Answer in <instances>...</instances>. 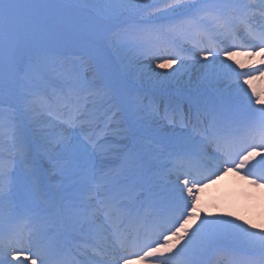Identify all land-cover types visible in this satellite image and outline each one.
Listing matches in <instances>:
<instances>
[{"label": "snow or ice", "instance_id": "snow-or-ice-1", "mask_svg": "<svg viewBox=\"0 0 264 264\" xmlns=\"http://www.w3.org/2000/svg\"><path fill=\"white\" fill-rule=\"evenodd\" d=\"M81 7L93 12L87 22V32L96 46L133 48L141 56L163 60L157 65L161 69L177 63L183 65L187 55L202 56L209 76L230 73L238 81L241 75L250 73H237L220 56L232 59L230 48L221 45L225 39H238L242 29L245 39L254 41L252 47L258 48V52L250 55L261 56L264 64V13L259 27L253 30L252 17L246 12L249 6L229 0H164L161 6L146 0H96L91 5L58 0H0V81L7 80L10 85L18 83L19 53L26 42L54 31L68 34L80 31L72 10ZM120 16L126 17L123 32L111 26ZM205 41L207 48L203 46ZM161 52L165 55L161 56ZM75 80L79 86V75ZM237 89L243 96L228 108L205 95L189 97L175 106L171 102L163 106L164 117L172 123L186 125L194 118L197 135L182 152L175 154L171 173L175 181L168 197L152 212L132 217L130 213H122L118 204H106L104 211L113 218L114 230L110 236H97L87 243L100 247L102 242L110 240L118 245L119 253L113 249L110 264H133L130 256L140 261L153 259L155 264H197L194 256L208 254L229 237L244 240L264 256V235L249 232L232 220L211 219L197 213L200 188L230 169L238 173L246 170L245 178L254 177L251 181L254 184L264 182V97L253 90V100L239 83ZM79 90L87 89L80 87ZM92 95L102 100L105 93L97 90ZM18 100L27 112L50 115L44 163L54 174L78 175L83 161L97 152L116 150L106 148L110 135L113 144L118 143V138L127 137V129L119 125L113 127L108 122L101 126L96 116L81 108L78 99L71 95L61 97L54 104H45L27 95L20 85ZM257 104L261 107H255ZM145 108L159 115L155 101H149ZM53 113L59 114L57 119H51ZM16 120L14 113L0 108V135L10 136L22 150ZM76 129L80 130L79 134H73ZM5 201L8 208L0 206V225L6 213L18 211L11 200L9 172L0 164V205ZM26 219L28 223L20 228L5 230L0 226V264H14L23 253H28L24 260L29 264L38 261L39 264H67L48 222L33 218L31 213Z\"/></svg>", "mask_w": 264, "mask_h": 264}, {"label": "rangeland", "instance_id": "rangeland-1", "mask_svg": "<svg viewBox=\"0 0 264 264\" xmlns=\"http://www.w3.org/2000/svg\"><path fill=\"white\" fill-rule=\"evenodd\" d=\"M231 3L241 4V5H248L249 7L246 9V12H249V8L252 10L254 7H258L260 4L264 3V0H229ZM163 4V3H162ZM161 4V5H162ZM160 5V6H161ZM261 11L259 10L258 13L255 14L256 17L261 16ZM79 13V12H78ZM82 17L89 19L88 17H85L83 14H80ZM87 25V23L84 24V26ZM119 32H123V30H120ZM38 38V43L32 42L31 40L27 43L26 48V54L27 59L30 60V54L34 52L35 50H45L49 53V55L54 54V64L50 65L49 62H47L45 65L42 66L43 74L46 75H52L55 76V82H61L62 84L68 83L70 80L71 75L67 74L69 72L68 67H72L73 63H76L78 68L81 69L82 73L85 77L90 78L92 75V70L87 66L85 63V59L82 57L79 60H82V64L76 62V57L71 54L69 55L68 52L70 51V47L68 46L67 42H70V45H79L81 42L79 41V38L76 34L71 33H65L63 31H54L50 33H46L43 35L36 36ZM228 41L232 39H227ZM66 48L64 49V47ZM205 48L208 47L207 41H205L204 45ZM233 46V45H232ZM97 50H100L99 56L101 58H106L107 61V53L113 50L117 51H124L128 50L131 51L134 56L135 60L138 62V66L140 69L137 68V71L135 74H138L142 72V74L145 76L147 75V78L150 77V82L147 83H153L158 84L159 87H162L165 82H168L170 78L172 80L170 81L171 84L175 83L177 86L172 87L174 91L177 92L179 90L180 86L184 88L190 89L188 86L192 87H201L202 89L207 90V92H203L202 90H199L201 92H192L190 95H187L186 99L179 98V99H173L171 104L175 106L178 102H184L189 97L198 96V95H205L213 97L221 106L224 108H228L230 106L236 105L240 98L243 96L242 92H239L237 89V83H239L244 89L247 90L248 95L253 96V100L255 99L253 90H255L256 93H260L262 97H264V64H261V59H257L252 62V65H256L257 69L256 71L252 70L251 68H246L245 66L241 67V64L236 63L239 60H244L245 55L241 52L234 53L232 52V57L235 56L236 59H230L228 60L227 57H224L223 55L220 56V59L227 60L228 64H231L232 68L235 69L237 73H250V75H241L239 77V80L237 81L236 77L232 74H220L213 78L212 76L208 75L209 69L206 67V62H202V56L193 58L191 55L186 56V62L181 65L179 63L172 65L171 67L161 69L157 65L163 60L161 59H152L151 57H144L139 55V53L129 47H118V46H110L107 45V51L105 50V47L103 46H96ZM188 47H191V45H188ZM58 49V51L56 50ZM161 56H164L165 53L161 52ZM211 59V58H209ZM249 61V63H250ZM21 62L24 64V59H21ZM137 66V65H136ZM136 68V67H135ZM107 73H111L107 70ZM161 73H163L161 75ZM118 77V75H117ZM91 79V78H90ZM119 83L123 82V79L121 77H118ZM93 80V79H92ZM249 81L247 84L244 83V81ZM203 81V85H202ZM261 81L263 84L259 89H255L253 87V82ZM43 82H47V79H44ZM93 82V81H92ZM123 86V85H122ZM152 86V85H151ZM2 85L0 84V89H2ZM124 88V86H123ZM164 88V87H162ZM161 92H168L166 89H162ZM184 88H181L180 91L186 92ZM199 89V88H198ZM139 90L144 92L139 97L144 102V108L140 106L141 104L137 103V106L132 104L130 106V112L132 115H142L143 118H149L146 122H148V125L154 128H158L159 131H168L170 133V137H174L176 140H179L183 144H189L192 140L188 137H178L179 135L183 134V130L179 129V126L182 127L179 122L172 124V126H169L167 123V119L164 117V105L169 104L166 102L165 98H172L171 95L163 94L161 92L156 93L150 101H155L159 105V115L153 114V110L146 109L145 105H148L149 101L145 99L146 95V88L144 89L139 87ZM159 90V88H158ZM176 90V91H175ZM148 91V90H147ZM150 92V91H148ZM200 93V94H198ZM176 95V94H175ZM1 96V94H0ZM79 104L81 108L86 109L88 113H92L94 115H97L96 122L99 124L103 123V116L104 112H110L109 110H103L105 108L100 107L98 104H96L97 99L95 97H86L85 103L82 102V96L78 95ZM84 99V98H83ZM125 101L132 102L130 98L127 96L123 98ZM122 99H119V102ZM87 101V103H86ZM3 100L0 98V104H2ZM123 102L119 103L118 106H115L112 108L113 110H117L116 115L114 116V113L110 114V117L114 116V119L112 118L111 124L113 127L116 125L121 126V117L126 119V117H129L130 114H126L123 109ZM255 107L259 108L261 105H255ZM126 114V115H125ZM149 116V117H148ZM39 118H41V115H39ZM42 120L48 125L42 130L46 135L49 134L50 128H49V120L48 118H42ZM184 127V126H183ZM187 127V125H185ZM153 128V129H154ZM80 130L76 129L73 134H79ZM188 134H185L184 136H187ZM18 138L19 142L22 145L21 147L17 146V143L13 142V140H4L0 136V164H3L6 169L9 172V179L11 182V200L13 204L18 208V211L14 212L11 215H8L6 213L5 218L3 220L2 226L5 230L9 228H20L23 227L25 224L28 223V220L26 219L27 214L31 213L33 218H38L41 221H46L48 224L50 223L52 216H53V209L51 204L47 201V195H49V192L51 194H58L64 201H72V205L75 208H79L84 205L83 199H82V192H88L91 193L94 190V184L92 181V177L90 174V171L88 173H84L80 175L72 176V177H66L62 176L60 174H53L51 175V179L54 177L56 179L60 178L61 182H55L50 183L46 180L42 175L44 174L46 176V172L37 170L34 173V178H32V181L30 184H27V187L21 188L18 192L17 187L20 184H22L23 181L26 180L27 177H30V172H28L26 169H24L26 163L31 164L35 167L37 163H35V159L32 158V153L27 150L25 145L22 143V138L20 133L18 132ZM125 138V137H124ZM124 138H120L121 141ZM119 139V138H118ZM113 137L110 135L109 141L112 143ZM128 139L126 138L125 141ZM153 142L152 146H148V153L149 155L145 154V158L147 161L150 162L151 166L154 169L150 170L147 174L144 173L143 169L144 166L136 155L138 154L134 151V147L129 148L126 153L124 154V158H126L128 155H133L126 158V162L119 160L117 162H112L109 160L111 157V152L105 151L104 153L97 152L94 156H91L87 160H91L88 164H94L96 170L99 169L103 171V175L107 173L108 170H111V173L116 176L117 178L114 180V182L105 179V176H102V187H103V193L107 195L111 194V190L114 189L112 187L113 183H116L119 185L121 189H124L128 185V181L130 176L128 175V172L139 169L140 174L137 179V183L140 186L143 179L146 177L152 178V181L162 188H165V190L162 193L170 192L171 187L173 183H168L169 180V174L171 173V163H173V159L168 157L164 152L165 149L163 145L160 142H155L154 140H151ZM156 147H155V146ZM120 146L116 145L115 148L118 149ZM45 148V147H44ZM106 148L108 146L106 145ZM28 151V153H27ZM115 152V151H114ZM36 159H44V156L41 154L35 155ZM139 157V156H138ZM112 164V165H111ZM110 165V166H109ZM48 166L45 164V168L47 170V176L50 177ZM163 171V172H162ZM117 172V173H116ZM116 173V174H115ZM241 176L238 175V178H236L234 181H227V179H221L219 185L215 189H205L204 191H201L200 194H198V208L197 213L200 216H208L211 219L220 218V219H226V220H232L234 223L240 224L243 227L247 228L249 232H254L260 234V232H264V188L259 186H254L249 182L247 178H240ZM227 178V175H226ZM132 183V182H131ZM245 188H248L247 191L252 194L253 196H250L249 194H246ZM56 192V193H55ZM205 199V200H204ZM5 209L8 208V202L5 201L2 205ZM71 212L67 215L69 222L74 226L76 229L79 224H82V222H79V219L75 216L74 210H70ZM245 221L247 223H245ZM191 224V222H189ZM197 224L199 221L196 222ZM195 227V225H192ZM259 229V232H256ZM245 241L238 239V238H226L220 245H218L216 248H220L223 251L222 255L223 258L218 260L219 264H235L233 262L241 261L242 258H246L251 264L252 261H262L264 260V256L262 255H252L251 253H248L247 255H240L241 251L235 250L234 247L241 248L244 250H250V246H242L245 245ZM241 245V246H239ZM233 247V248H230ZM225 247H228V249H224ZM249 248V249H248ZM224 253V254H223ZM28 255L27 253H23L22 256ZM12 257H9V259ZM19 261H16L14 264H20Z\"/></svg>", "mask_w": 264, "mask_h": 264}, {"label": "trees", "instance_id": "trees-1", "mask_svg": "<svg viewBox=\"0 0 264 264\" xmlns=\"http://www.w3.org/2000/svg\"><path fill=\"white\" fill-rule=\"evenodd\" d=\"M67 1H69V2H71V1H77V2H79L82 5H91V4L96 3V0H67ZM148 1L149 0H146V2H148ZM88 9H90V8H88ZM132 60H133L132 58L127 59V60H123V61L122 60H117L115 66H116V68H118V69L120 68L121 69V71L124 73V76L131 83L134 82V81H137L138 83L141 84V82L139 81L141 79H142V82L146 81V79H147V82H150V77L147 78V75L144 76L142 74V72H140L138 74H135V72L137 71L136 69H134L136 64H135V61H132ZM39 68L40 67L38 66L37 69H39ZM35 71H36V69L34 68L33 69V72H35ZM99 80H100L99 84L101 83V84L105 85V87L109 90V93L114 97L113 100L112 99H107L105 105H109V104L112 105V103H113V107H114V105H116L117 101L115 99L114 94H112V91L108 87V83L105 80L101 79V77L99 78ZM149 84L150 83H147L145 85L146 86H149ZM123 85H124V88L121 91V96H122V98H124V97L127 96L128 98L131 99L132 102L127 101L128 106L130 108V106L132 104H134L135 101H137V99L135 100V98L138 97V95H137V88L135 86H133V87L130 86V84H123ZM141 122H142L141 120L140 121H137L138 124H141Z\"/></svg>", "mask_w": 264, "mask_h": 264}, {"label": "bare ground", "instance_id": "bare-ground-1", "mask_svg": "<svg viewBox=\"0 0 264 264\" xmlns=\"http://www.w3.org/2000/svg\"><path fill=\"white\" fill-rule=\"evenodd\" d=\"M257 13V11H255L254 12V14H256ZM255 42H251V43H247V45H249L250 47H252V45L254 44ZM247 54V56H245V58H244V60H239V63L241 64V65H243V66H245L246 68H251L252 70H254V71H256V69H257V66L256 65H252V62L254 61V59L255 58H261V56H259V55H250V54H248V52L246 53ZM252 56H254V57H252ZM248 58V59H247ZM232 59H236V57L235 56H233L232 57ZM250 60H253V61H250ZM249 61H250V63H249ZM263 83L261 82V81H257V82H253V87L255 88V89H259L260 87H261V85H262ZM229 175V177H230V179H232L234 176H235V174H233V173H230V174H228ZM96 215H94V217H95ZM96 217H98V218H100V216H96ZM95 225V223L94 222H91L90 223V226H94ZM216 249H218V248H214L212 251H214V250H216ZM211 251V252H212ZM119 251H117V253H118ZM210 253V252H209ZM206 254V255H210V254ZM206 255H204V256H206ZM21 257V256H20ZM200 257H202V256H194L193 257V259H197V258H200ZM10 259H12V258H10ZM22 259H24V257L22 256L19 260H22ZM203 260V259H202ZM195 261V260H194ZM14 262H16V261H14ZM199 262H201V260H199ZM203 264H204V261L202 262ZM141 264H152V263H150V262H143V263H141Z\"/></svg>", "mask_w": 264, "mask_h": 264}]
</instances>
